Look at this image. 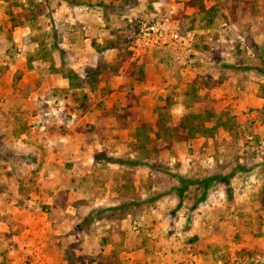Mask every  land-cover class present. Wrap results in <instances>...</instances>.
Returning <instances> with one entry per match:
<instances>
[{"label":"rangeland","instance_id":"1","mask_svg":"<svg viewBox=\"0 0 264 264\" xmlns=\"http://www.w3.org/2000/svg\"><path fill=\"white\" fill-rule=\"evenodd\" d=\"M2 135L0 264H264V0H0Z\"/></svg>","mask_w":264,"mask_h":264},{"label":"crops","instance_id":"2","mask_svg":"<svg viewBox=\"0 0 264 264\" xmlns=\"http://www.w3.org/2000/svg\"><path fill=\"white\" fill-rule=\"evenodd\" d=\"M15 133L13 132L14 137L18 138L19 137L18 134L17 133L15 134ZM56 133H57V135H56L57 137H56V140H55L56 144L51 145L50 147H47V142H46L47 141V137L45 138V136H48L47 132H39L40 135H38V137H37V138H39L40 142H43V145H42V143H40V145H39L38 139L36 140V137L34 135L35 133H33V131L29 132V133L28 132H22L21 133L22 136L27 137V140H30L29 137H31L30 143H27V141H26V143L28 144V149L30 150L29 152H31L30 156H33L32 158H29L31 160L26 161V163L28 165L35 164V165H37L40 168H44V165L48 166V164H50V163L51 164H55L54 162L56 160L58 162H60L59 159H61V154L65 152L64 149H63L64 148L63 146L61 148L58 147V144H60L59 143L60 142V138L63 137L65 139H68L69 136H67L65 134L58 133V132H56ZM0 137L3 140L5 137H7V135H2ZM32 139L35 141L36 145L32 141ZM44 142L46 143L45 145H44ZM63 145L66 146V144H63ZM44 146H46L45 151L46 152L48 151V153L50 155L49 158H47V156L46 157H44V156L42 157V155L44 154V150H43ZM4 147H5V145H2L0 147V152L3 151ZM9 151H11V150H9ZM11 152H13V151H11ZM80 152H82V151H80ZM25 153H28V152L25 151ZM34 153H36L38 155V159L34 158ZM94 158H95V156H93V159ZM95 159H97V158H95ZM76 163H77V161L75 162V165H76ZM75 205H74V207H75ZM59 226L62 227V225H59ZM93 230L94 229L92 227L91 229H82V230H78V231L80 233L84 232L87 235H90V233H91V235H93L92 233L95 232ZM75 237H76V235H75ZM76 245H78L80 247H75V244H74L73 248H72L73 250H75L74 252L71 251V250L69 251V253H65L64 251H61L60 254H61V259L63 261V264H99V261H97L96 259H93L94 257H91V256H88V258H87L88 260L86 262H84V263L80 262L81 261L80 260L81 259L80 258L81 254H83V252H89V250H87L85 248L83 249V247L81 248V246H83V245H81L79 242L76 243ZM39 254H41V253H39ZM40 258H41V263L39 262L40 264H44V262L47 261V259L44 256H41ZM52 264H54V263H52Z\"/></svg>","mask_w":264,"mask_h":264},{"label":"trees","instance_id":"3","mask_svg":"<svg viewBox=\"0 0 264 264\" xmlns=\"http://www.w3.org/2000/svg\"><path fill=\"white\" fill-rule=\"evenodd\" d=\"M256 68L262 72L261 68H259V67H256ZM66 77L69 79L71 85H77V86L89 85V86L93 87L97 83V81L99 80V72L98 71H91L87 80L81 79L80 76L77 73H75L74 71H69V73L66 74ZM191 116H193L194 118L200 117V115L194 114V113L191 114ZM209 117H210V115H209ZM179 124L182 125L183 127L187 125L185 120H183V121L181 120ZM221 124H225V122H222ZM216 126H218V123H215V125H212L211 128L207 127V129L209 131L212 130L214 132ZM195 128H196V130H198V132L196 131L197 133H200V131H201L204 134L207 131L206 129H203V127L202 128L195 127ZM204 130H206V131L204 132ZM95 158H99L101 160H107L110 162H116L119 164H127V165L139 164V162L136 159H131V158L121 159V158L110 157L104 152L97 153L95 155ZM176 176L178 177V179L181 183L180 185H176V189H177L178 195L180 197H182L185 190L191 185L202 184L206 190L212 185L213 182H228L231 175H224V174H220V173H215V174H211L209 176L201 177V178H197V179H192L188 176L180 175V174H178ZM205 195H206V191L203 192L202 198H204ZM108 208L117 210L120 208V206H112V207H108Z\"/></svg>","mask_w":264,"mask_h":264},{"label":"built area","instance_id":"4","mask_svg":"<svg viewBox=\"0 0 264 264\" xmlns=\"http://www.w3.org/2000/svg\"><path fill=\"white\" fill-rule=\"evenodd\" d=\"M150 28L154 29L155 26L153 25ZM153 37H154V35L150 34V31H145L143 36H142V39H143L144 43L147 44L153 40Z\"/></svg>","mask_w":264,"mask_h":264}]
</instances>
